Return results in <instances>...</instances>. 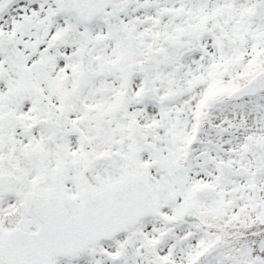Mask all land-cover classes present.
Returning a JSON list of instances; mask_svg holds the SVG:
<instances>
[{
    "label": "snow or ice",
    "instance_id": "obj_1",
    "mask_svg": "<svg viewBox=\"0 0 264 264\" xmlns=\"http://www.w3.org/2000/svg\"><path fill=\"white\" fill-rule=\"evenodd\" d=\"M0 264H264V0H0Z\"/></svg>",
    "mask_w": 264,
    "mask_h": 264
}]
</instances>
